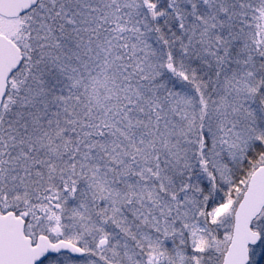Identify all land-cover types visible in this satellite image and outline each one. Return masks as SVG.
I'll list each match as a JSON object with an SVG mask.
<instances>
[{"label":"snow or ice","instance_id":"1","mask_svg":"<svg viewBox=\"0 0 264 264\" xmlns=\"http://www.w3.org/2000/svg\"><path fill=\"white\" fill-rule=\"evenodd\" d=\"M0 264H264V0H0Z\"/></svg>","mask_w":264,"mask_h":264}]
</instances>
